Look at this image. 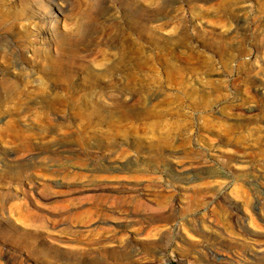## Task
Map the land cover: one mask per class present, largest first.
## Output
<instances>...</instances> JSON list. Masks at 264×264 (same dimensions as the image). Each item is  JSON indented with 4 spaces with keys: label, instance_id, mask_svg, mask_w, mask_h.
<instances>
[{
    "label": "rangeland",
    "instance_id": "374dc122",
    "mask_svg": "<svg viewBox=\"0 0 264 264\" xmlns=\"http://www.w3.org/2000/svg\"><path fill=\"white\" fill-rule=\"evenodd\" d=\"M0 264H264V0H0Z\"/></svg>",
    "mask_w": 264,
    "mask_h": 264
}]
</instances>
